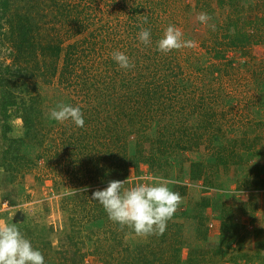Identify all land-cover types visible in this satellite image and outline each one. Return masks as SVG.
Masks as SVG:
<instances>
[{
	"label": "rangeland",
	"instance_id": "374dc122",
	"mask_svg": "<svg viewBox=\"0 0 264 264\" xmlns=\"http://www.w3.org/2000/svg\"><path fill=\"white\" fill-rule=\"evenodd\" d=\"M37 4L36 43L60 46L58 57L38 48L33 61L22 58L13 63L14 51L1 33L0 71L7 66L34 68L26 87L29 93L19 100L34 104L33 121L43 133L45 149L24 153L25 146H17L19 156L23 153L35 163L21 170L23 177L11 181L2 162L8 141L0 128V223H16L44 254L45 264H264V251L258 248L264 242V0H37ZM201 12L209 15L208 24H214L215 31L197 19ZM145 16L148 24L143 23ZM48 22L53 26L48 28ZM170 24L193 46L159 52L156 41ZM141 27L151 29L149 46L137 39ZM239 31L250 35L245 47L230 44ZM116 50L135 63L124 76L137 80L131 90L122 88L123 69L112 59ZM65 57L77 60L69 67L73 72L64 70ZM170 58L172 71L183 72L174 81ZM162 77L165 98L158 95L152 102L165 104L152 103L154 111L148 114L140 95L151 89L145 84ZM185 87L190 97H197L195 112L180 110L178 98ZM60 102L81 107L83 128L48 118ZM167 106L175 110L169 112ZM8 114L5 122L12 127L8 137L20 140L25 129L18 112L11 108ZM134 122L147 128L128 129L129 124L138 125ZM173 123L190 128L204 123L201 135H193L176 154L178 167L150 168L142 159L137 165L130 161L138 150L141 158L159 156L170 143V131L165 130ZM114 128L121 134L118 140L110 139ZM233 137L240 141L225 154L227 164L205 168L208 173L193 180V162L205 164ZM100 151L114 154L108 157ZM153 175L174 181L169 186L183 198L162 235L141 237L130 228L122 229L91 200L92 192L111 180H126L125 188H130L137 177L147 180ZM221 182L225 188H218ZM4 193L13 204L2 200ZM201 206L204 220L198 227L185 214H197ZM61 250L70 253L61 257Z\"/></svg>",
	"mask_w": 264,
	"mask_h": 264
},
{
	"label": "trees",
	"instance_id": "16d2710c",
	"mask_svg": "<svg viewBox=\"0 0 264 264\" xmlns=\"http://www.w3.org/2000/svg\"><path fill=\"white\" fill-rule=\"evenodd\" d=\"M38 8H40V6L37 4V0H0V29L3 30L4 26L7 28L6 31L3 30V32H0V34L2 33L3 41L8 42L10 46L12 47V50L14 51V56L12 58L13 63H16L18 60L22 58H25L24 62H26V60L28 62L33 61V59L36 56V52L38 48H40L41 52L43 53L51 52L53 56L55 55L56 57H58V53L61 49L60 46H51L50 44H47L41 47L39 46V44L36 43V36L38 35V30L40 29V26L36 24L34 15L37 12H34V11L35 10L37 11ZM263 20L264 18H262V21ZM48 23H49L48 28H50V26H53L52 24L53 22H48ZM226 37H229V36L226 35ZM234 39L235 40L230 43L231 45L235 47L236 46L245 47V45H248L250 42L249 41L250 35L239 31V32H236ZM170 54L172 55L174 53H170ZM221 58H224V56H221ZM72 59L73 58L69 59L67 57L63 59V64L65 66L64 70L66 72H69V71L73 72L74 70V69L69 70L70 66L72 68L77 63V60H75V58H74V61ZM80 61L81 60L79 59V62ZM171 61L173 62V60L170 58V81H174V79H176L179 75L183 74V72L182 71L173 72L171 68V64H172ZM161 62L163 63L164 61H161ZM31 63H34V62H31ZM177 67L178 68L180 67L179 64H177ZM33 71H34V68H32V65H31V70H28L27 68L21 69L18 67L16 68V70H12L10 69L9 66H7L4 69H2V71H0V128L3 130L2 132L3 139L8 141V149L3 151L2 162L4 164L3 165L5 169L4 172L6 173L7 178H10L11 181H15L18 175H20V177H23V175L21 174V170L32 168L35 163V160L25 157L26 155L23 153L19 156L17 153L20 148L17 146L24 145L25 150H26L24 153H27V150L29 153V149H35V150L45 149L44 142H43V139H44L43 133H41L40 129L36 127V124L33 121L35 114H36V110H35L36 108L33 106L34 104L32 105V103H30V105H26L25 102L19 100L20 95L22 96V94L29 93L26 90V87L28 85V81H32L33 79V76H34ZM47 72H48V69L46 67L45 73L47 74ZM122 73H123L122 78L124 79L122 80V85L124 86V87L122 86V88L130 89L133 86L137 85L138 83L137 80L135 82V79L132 78L131 75H130L131 78L128 80L126 77L124 78V76H126L127 74L128 75L130 74L128 70L126 71L122 70ZM40 75L45 76L42 73ZM88 78L89 77L85 76L83 78V83L87 84L89 82ZM137 78L140 80V76H138ZM26 79H28L27 83L25 82ZM167 81L169 80L167 79ZM165 82H166L165 77H162V78H158V81H155L154 79L144 85V87H151L150 90L140 95L145 100L144 104L148 107V110H147L148 114L150 111H154L152 103H154V105H157L158 107H162L165 104V102L163 101L152 102V100L154 98H157L158 95H160L158 96V98L160 99L165 98L164 92L160 91V86L162 84H165ZM180 92L183 94L182 98H178L179 103L182 104V106L180 107V110L185 111L186 108H189L190 112H195L198 108L197 97H194V96L190 97L191 95L188 93V89L186 90V87H185V92L182 90H180ZM121 95H126V93L123 92ZM201 101H203L202 98H199V102ZM148 104L152 106H149ZM11 108H14L18 112L17 114L18 118L22 121V124L25 129V133H24L25 135L20 140L11 139L8 137V134L12 131L11 130L12 127L5 121H7L9 118L8 110ZM167 109L169 110V112L175 110L171 106L170 107L167 106ZM206 114L207 112L204 113V115ZM211 117H213V115H211ZM134 123L136 124L138 122H134ZM154 123H157V121ZM203 124L204 123H200L196 126L195 125L191 126L192 128H190L189 126H186L184 123H181L179 125V126H183L184 128H178L179 126H177V123L170 124V130L169 128L165 130V131H170V138H171L170 143L164 145L163 150H161V154L159 156H150V157L141 158V152L140 150H138L136 151L137 153L133 151L132 153L133 157L130 158V161L133 160V163L137 165V163L142 159V161H145L147 164L150 165V168H152L153 165L155 164H156L155 166H158V167L160 165L167 166L168 164H170L171 167H173V165H176V166L179 165L180 160L175 158V157L178 158L176 154H179L181 150L185 149V146L183 144L185 142L190 143V141L194 137L193 135L195 136L201 135L200 131L204 129V128H201ZM131 126L134 128H147L146 125L138 123V125L129 124L128 129L130 128L133 129ZM190 129H193L192 133L189 131ZM117 130H118L117 128H114L112 131V134L109 135L111 137L110 138L111 140H118L121 138V134H117ZM95 138H98V137H95ZM101 138L104 139L106 137L103 136ZM233 138L234 139H228V140L226 139L227 147L226 148L221 147L220 152L217 149L216 150L217 152L209 155L206 158L207 160L205 164L193 162L192 164L193 171L190 174V177L193 180H197L199 177L205 175L204 173H206L207 171L206 170L204 172L205 168L209 169V168H214L219 164L221 165L227 164V159L225 158V154L227 153L229 147H232L233 149H235L238 146V143L240 141V140H236L235 139L236 137H233ZM161 140L163 139H159V141ZM99 144L100 146H102L101 142H99ZM11 149H14V152H12ZM168 149H170V153L168 152L169 151ZM230 152L231 153L229 154L228 157L232 158L233 156H235L232 150ZM101 153L103 155L106 154L108 157L114 154L112 151L110 152L105 151V154L103 152ZM157 153H160V152H157ZM169 157H170V162L168 161ZM121 162H124V160L121 159ZM17 163L19 166L17 165ZM207 177L208 176H205L204 182L209 183L210 180ZM216 180L217 179H215V182L217 183L219 180L217 181ZM221 183L223 184L219 185L218 188H225L224 186L225 182H221ZM208 185L210 187H214L213 184H208ZM4 194L2 195L3 196L2 200L3 201L8 200L10 204H13V202H10L8 198V194H5V195ZM202 207L204 206H201V210L199 209V212L197 210V214L195 212L185 214L186 217L192 219L193 221H196L198 227L202 226L203 220H204ZM182 214L183 213H181L180 215ZM174 217H176L175 214H174ZM177 229L179 228L177 227ZM62 247L66 248L65 246H62ZM258 248L261 250L260 253L264 251V242L259 244ZM69 253L70 252H67L66 250H61V252H59V256L61 255V257L66 258L65 255ZM72 262L74 263V260H72ZM190 262L193 263L194 261H190ZM190 262L188 264H190Z\"/></svg>",
	"mask_w": 264,
	"mask_h": 264
},
{
	"label": "clouds",
	"instance_id": "9594fccd",
	"mask_svg": "<svg viewBox=\"0 0 264 264\" xmlns=\"http://www.w3.org/2000/svg\"><path fill=\"white\" fill-rule=\"evenodd\" d=\"M197 19L215 31V25L208 24L211 18L206 12H201ZM143 23H149L147 16ZM183 36L179 28L170 24L156 41V48L167 54L174 49L192 47L193 42L185 40ZM137 39L145 46L151 45V29L141 27ZM112 59L120 69L131 70L135 67L134 61L123 51H114ZM48 118L60 123L70 121L78 128L85 126L81 107L63 102L50 109ZM136 181L132 187L125 188L126 180H111L106 187L93 191L91 200L98 202L109 220L122 229L130 228L141 237L162 235L183 198L169 186L174 183L172 180L153 175L147 180L137 177ZM0 264H45V256L33 246L16 223L5 222L0 223Z\"/></svg>",
	"mask_w": 264,
	"mask_h": 264
},
{
	"label": "built area",
	"instance_id": "2783aa9c",
	"mask_svg": "<svg viewBox=\"0 0 264 264\" xmlns=\"http://www.w3.org/2000/svg\"><path fill=\"white\" fill-rule=\"evenodd\" d=\"M249 191H251V190H249Z\"/></svg>",
	"mask_w": 264,
	"mask_h": 264
}]
</instances>
